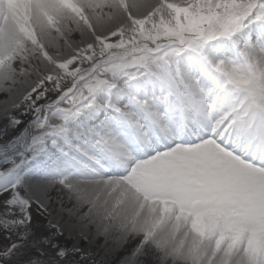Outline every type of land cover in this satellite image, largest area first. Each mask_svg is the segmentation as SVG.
I'll list each match as a JSON object with an SVG mask.
<instances>
[{
	"label": "snow or ice",
	"instance_id": "obj_1",
	"mask_svg": "<svg viewBox=\"0 0 264 264\" xmlns=\"http://www.w3.org/2000/svg\"><path fill=\"white\" fill-rule=\"evenodd\" d=\"M0 264H264V0H0Z\"/></svg>",
	"mask_w": 264,
	"mask_h": 264
}]
</instances>
